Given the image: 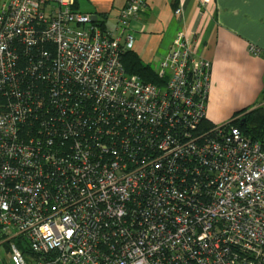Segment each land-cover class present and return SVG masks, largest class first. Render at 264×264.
Instances as JSON below:
<instances>
[{"label":"built area","instance_id":"obj_1","mask_svg":"<svg viewBox=\"0 0 264 264\" xmlns=\"http://www.w3.org/2000/svg\"><path fill=\"white\" fill-rule=\"evenodd\" d=\"M75 2L0 0V264H264V140L209 126L211 62L180 31L145 83L146 2Z\"/></svg>","mask_w":264,"mask_h":264},{"label":"crops","instance_id":"obj_2","mask_svg":"<svg viewBox=\"0 0 264 264\" xmlns=\"http://www.w3.org/2000/svg\"><path fill=\"white\" fill-rule=\"evenodd\" d=\"M129 1L76 0L74 8L105 20V28L113 32ZM143 1L146 8L132 22V51L156 71L177 33L186 32L197 56L212 64L210 124H225L240 111L264 106V0ZM251 47L260 53L255 55Z\"/></svg>","mask_w":264,"mask_h":264},{"label":"trees","instance_id":"obj_3","mask_svg":"<svg viewBox=\"0 0 264 264\" xmlns=\"http://www.w3.org/2000/svg\"><path fill=\"white\" fill-rule=\"evenodd\" d=\"M95 24L102 29H106L105 20H97ZM121 61L128 74L140 77L143 82L163 83V80L158 77L157 72L150 65L144 63L132 50L125 51L121 55ZM251 108L249 107L235 114L231 122L232 125L238 127L246 136L251 137L254 141H262L264 140V106H259L253 110ZM209 126H212V124Z\"/></svg>","mask_w":264,"mask_h":264},{"label":"water","instance_id":"obj_4","mask_svg":"<svg viewBox=\"0 0 264 264\" xmlns=\"http://www.w3.org/2000/svg\"><path fill=\"white\" fill-rule=\"evenodd\" d=\"M93 20L94 22L98 20V17L97 16H93Z\"/></svg>","mask_w":264,"mask_h":264}]
</instances>
